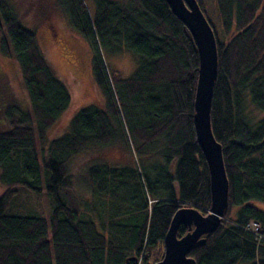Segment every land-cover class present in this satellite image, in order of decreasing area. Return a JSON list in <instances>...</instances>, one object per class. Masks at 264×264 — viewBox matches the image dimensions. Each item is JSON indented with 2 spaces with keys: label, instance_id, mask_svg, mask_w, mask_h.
<instances>
[{
  "label": "trees",
  "instance_id": "1",
  "mask_svg": "<svg viewBox=\"0 0 264 264\" xmlns=\"http://www.w3.org/2000/svg\"><path fill=\"white\" fill-rule=\"evenodd\" d=\"M195 1L216 43L210 127L222 151L228 202L220 226L187 257L195 264H264V240L256 242L247 229L254 222L264 237V212L256 206L264 204V118L252 123L246 116L247 104L264 112V0ZM62 9L91 51L103 104L79 110L65 133L49 139L71 94L34 31L18 21L9 0H0V55L16 62L29 103L23 110L0 85L6 126L0 130V264H156L176 211H210L209 171L193 121L195 43L166 0H65ZM99 46L130 54L136 70L122 80L108 69ZM129 141L140 159L161 143L162 167L139 172L95 163L76 178L69 174L82 153L128 148ZM43 190L48 218L18 212L21 192ZM187 232L180 226L177 237Z\"/></svg>",
  "mask_w": 264,
  "mask_h": 264
},
{
  "label": "rangeland",
  "instance_id": "2",
  "mask_svg": "<svg viewBox=\"0 0 264 264\" xmlns=\"http://www.w3.org/2000/svg\"><path fill=\"white\" fill-rule=\"evenodd\" d=\"M65 0H9L18 21L27 29L34 31L44 56L54 73L64 82L71 94V104L55 125L49 130L48 138L53 139L65 133L69 121L81 109L96 105L102 106L103 101L91 75V51L87 43L75 34L67 23L63 12ZM118 4L130 0H109ZM89 11L92 10L90 2L86 1ZM101 55L110 71H116L122 80L128 79L136 70V59L130 54L110 53L106 47L99 46ZM0 85L7 88L9 94L18 100L21 108L29 110V103L21 82V75L14 60L0 55ZM1 94V93H0ZM4 94V93H3ZM3 97H5L3 95ZM246 116L252 123L264 118V112L257 111L247 104ZM125 134H127L124 118L121 114ZM0 121V130L5 129ZM129 147L116 146L104 150H94L82 153L72 160L69 174L78 177L82 171L92 164L98 163L115 168L129 167L132 170H142L146 165L162 167L159 161L161 143L149 149L150 153L136 158L132 145ZM158 152V153H157ZM142 161V163L140 162ZM157 161V162H155ZM145 162H148L147 164ZM155 162V163H154ZM176 161L171 163L168 172L174 174ZM141 172V171H139ZM155 181V176H150ZM176 185L173 184V187ZM76 192L85 198L88 194L85 187L75 184ZM2 191L0 190V193ZM81 196V197H82ZM257 208L264 212V204H257ZM18 212L21 214L36 213L38 216L48 218L50 215V200L43 190L39 194L23 191L17 201Z\"/></svg>",
  "mask_w": 264,
  "mask_h": 264
},
{
  "label": "water",
  "instance_id": "3",
  "mask_svg": "<svg viewBox=\"0 0 264 264\" xmlns=\"http://www.w3.org/2000/svg\"><path fill=\"white\" fill-rule=\"evenodd\" d=\"M171 13L188 29L197 49L198 76L194 95V116L197 143L206 159L210 180V211L204 216L196 208H182L173 215L164 237V255L156 264H195L187 257L191 248L203 246L202 237L214 233L221 224L228 202V182L222 151L210 127V109L217 75V52L212 29L195 0H166ZM180 226L188 232L177 237Z\"/></svg>",
  "mask_w": 264,
  "mask_h": 264
},
{
  "label": "built area",
  "instance_id": "4",
  "mask_svg": "<svg viewBox=\"0 0 264 264\" xmlns=\"http://www.w3.org/2000/svg\"><path fill=\"white\" fill-rule=\"evenodd\" d=\"M247 229L254 236L256 242H261L264 240V237L261 235L260 228L256 223L250 222L247 225Z\"/></svg>",
  "mask_w": 264,
  "mask_h": 264
}]
</instances>
